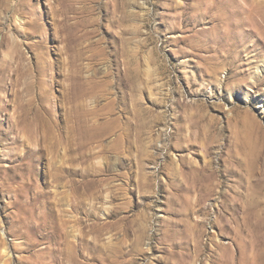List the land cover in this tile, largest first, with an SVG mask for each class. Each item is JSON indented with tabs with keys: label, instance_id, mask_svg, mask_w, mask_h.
Listing matches in <instances>:
<instances>
[{
	"label": "rangeland",
	"instance_id": "rangeland-1",
	"mask_svg": "<svg viewBox=\"0 0 264 264\" xmlns=\"http://www.w3.org/2000/svg\"><path fill=\"white\" fill-rule=\"evenodd\" d=\"M65 231L264 264V0H0V264H67Z\"/></svg>",
	"mask_w": 264,
	"mask_h": 264
},
{
	"label": "bare ground",
	"instance_id": "bare-ground-1",
	"mask_svg": "<svg viewBox=\"0 0 264 264\" xmlns=\"http://www.w3.org/2000/svg\"><path fill=\"white\" fill-rule=\"evenodd\" d=\"M206 2H208V1H206ZM213 1H211V3H212ZM229 1H226V2H223L222 4H221V6H218V7H221V8H223V9H225V11H228V8H229ZM224 12V11H223ZM229 14V13H228ZM227 17H228V15H227ZM224 20H226V17H224L223 18ZM224 23H227V21H224ZM60 224V223H59ZM62 224V223H61ZM60 224V225H61ZM61 229V228H60ZM62 230V229H61ZM66 233H68V232H66L65 231V237H63V239H65L66 241H65V245H66V247H65V249L61 252V254H62V256H63V258H64V260H66V262H67V264H85V262H78L77 260H75V257H74V255H73V251H72V247H71V242H70V240L68 239V235H66ZM63 234V233H62ZM83 241H84V239H83ZM1 243H2V241H0ZM63 242H64V240H63ZM0 243V244H1ZM4 243H5V241H4ZM3 243V244H4ZM62 244V243H61ZM6 247H4V253L6 252V249H5ZM3 249V248H2ZM60 254V255H61ZM62 258V257H61ZM62 262H63V260H62ZM66 264V263H65Z\"/></svg>",
	"mask_w": 264,
	"mask_h": 264
}]
</instances>
